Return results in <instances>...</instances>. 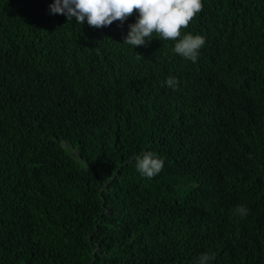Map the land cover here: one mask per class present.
<instances>
[{"label":"trees","instance_id":"16d2710c","mask_svg":"<svg viewBox=\"0 0 264 264\" xmlns=\"http://www.w3.org/2000/svg\"><path fill=\"white\" fill-rule=\"evenodd\" d=\"M53 2L0 0V264H264V0H203L195 63Z\"/></svg>","mask_w":264,"mask_h":264},{"label":"clouds","instance_id":"9594fccd","mask_svg":"<svg viewBox=\"0 0 264 264\" xmlns=\"http://www.w3.org/2000/svg\"><path fill=\"white\" fill-rule=\"evenodd\" d=\"M203 0H54L49 11L52 15H64L68 22L101 29L118 22L121 26L138 13L135 23L128 25L129 32L123 44L134 48L146 46L154 36L161 41H173L174 53L195 63L206 43L201 35L184 34L191 22L203 11ZM115 26V27H116ZM136 59L144 58L135 53ZM169 88L178 90L179 81L169 76L165 82ZM251 158V156H250ZM137 171L146 178H154L164 168V160L153 152H145L135 159ZM234 214L246 217L249 210L238 205ZM214 255L202 253L195 264H210Z\"/></svg>","mask_w":264,"mask_h":264},{"label":"rangeland","instance_id":"374dc122","mask_svg":"<svg viewBox=\"0 0 264 264\" xmlns=\"http://www.w3.org/2000/svg\"><path fill=\"white\" fill-rule=\"evenodd\" d=\"M145 146V143L143 141H139L137 144V148L140 150L142 147Z\"/></svg>","mask_w":264,"mask_h":264}]
</instances>
